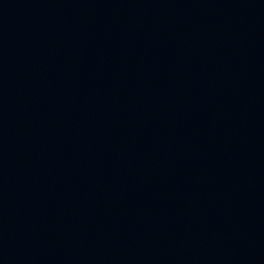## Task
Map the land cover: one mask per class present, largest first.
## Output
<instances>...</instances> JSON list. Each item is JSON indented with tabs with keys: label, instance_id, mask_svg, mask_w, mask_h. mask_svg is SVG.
<instances>
[{
	"label": "water",
	"instance_id": "1",
	"mask_svg": "<svg viewBox=\"0 0 264 264\" xmlns=\"http://www.w3.org/2000/svg\"><path fill=\"white\" fill-rule=\"evenodd\" d=\"M0 264H264V0H0Z\"/></svg>",
	"mask_w": 264,
	"mask_h": 264
}]
</instances>
